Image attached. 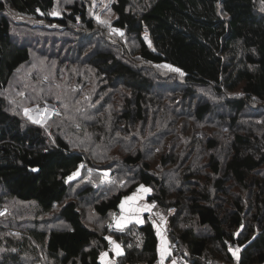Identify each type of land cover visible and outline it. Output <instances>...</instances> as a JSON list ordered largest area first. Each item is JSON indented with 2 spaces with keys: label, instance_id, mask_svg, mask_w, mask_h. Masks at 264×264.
I'll list each match as a JSON object with an SVG mask.
<instances>
[{
  "label": "trees",
  "instance_id": "1",
  "mask_svg": "<svg viewBox=\"0 0 264 264\" xmlns=\"http://www.w3.org/2000/svg\"><path fill=\"white\" fill-rule=\"evenodd\" d=\"M129 3L113 0L111 25L133 38L135 60L118 52L119 45L92 43L99 31L83 3L55 15V0H0V93L15 83L37 41L45 51L56 46L58 56L66 43L70 59L92 70L80 79L63 69L64 78H75L86 90L69 93L76 104L61 107L42 126L10 113L0 94V209L14 199L34 203L50 217L20 228L24 235L15 237L14 219L5 209L0 264L18 261L13 248L33 250L35 257L41 251L48 264H101L109 237L123 249L117 264H153L152 220L165 223L168 239L177 245L174 253L189 264H264V0H145L139 13L130 11ZM13 16L34 22L18 29ZM34 25L60 34L37 36ZM142 64L169 66L180 77L150 76ZM207 86L228 95L227 114H218L227 129V152L221 159L213 155V137L199 143L210 151L205 156L191 150L194 156L178 159L172 126L181 116L171 119L167 107L152 100L175 98L174 92L191 98L196 87ZM150 103L158 106L151 117ZM211 110L210 102L196 101L191 114L203 121ZM58 122L63 129L54 128L62 127ZM168 146L152 155L154 148ZM104 170L111 172V182L101 181ZM142 187L153 201L143 222L111 228L120 202ZM84 210L93 213L87 214L89 222Z\"/></svg>",
  "mask_w": 264,
  "mask_h": 264
},
{
  "label": "rangeland",
  "instance_id": "2",
  "mask_svg": "<svg viewBox=\"0 0 264 264\" xmlns=\"http://www.w3.org/2000/svg\"><path fill=\"white\" fill-rule=\"evenodd\" d=\"M76 2L80 4L83 3L87 8L88 16L95 20L96 28L98 29L99 33H96V37L93 39L94 42L92 43L94 45L97 44L99 48L104 46H109L112 48L113 46L119 45V48L117 49L118 52H121L126 58L135 60L136 55L130 53L135 50V42L133 38L127 37L123 31L117 30L111 25V20L114 18V14L112 13L110 5L113 0H55V7L52 13L57 15L62 10L66 9L68 5ZM144 3L145 0H130L129 10L133 11L134 13H139ZM12 19L15 23H17L15 28L18 29H23L22 25L20 28V24L25 23L26 21L29 23L33 21L27 20L25 18L19 19L15 16H13ZM33 33L40 37L43 35L49 37H58V35H54V33L60 34L59 32H55L50 28L41 30V27L38 25H34ZM49 37L48 40H51ZM65 41L57 42L59 44L56 43V45L59 47ZM46 43L50 44L48 42ZM42 45L44 44H41L38 41L32 44L30 61L20 68L18 76L15 78V83L10 82L9 85L5 87L0 93L5 100L6 108L10 113L20 115L28 121L40 126L44 125L54 113L58 112L61 107L71 105L73 96L69 95V93L77 95L79 90L82 92L86 90V86L80 89L82 85L79 82L76 83L75 78H70V80L69 78H64L62 74L63 69L66 67L68 70L69 67L72 70V74H77L80 79H84V70L88 68L86 67V63H81L78 58L70 59L68 54L63 51V49L66 48V43L63 44L62 49L58 51L60 54L59 56L58 54L54 53L53 50V47L56 46L53 45V47H51L48 51H45V48ZM142 66L146 68V72L150 76H154L156 78L167 76V79L171 80L173 77L176 78V74L178 75V78L180 77L177 71L166 65L142 64ZM88 70H91V68L89 67ZM60 73L62 74L61 77L59 76ZM90 81V85H93V81L91 79ZM164 82L166 81H163V83ZM172 95H175L176 97L170 98L171 95H161V97L152 101H160L164 108L167 107L168 116L171 119L176 116V113L181 116L178 122L176 118H174L175 120L173 121L175 125L172 126V136H176V156L178 159L194 156L189 154V151L191 150L194 151L195 154H198L197 151H199V155L205 156L206 153L210 151L206 149L203 151L200 148L199 143L202 141L206 142V139L213 137H215L217 140V146L215 149L211 150V152H213V155L216 158L220 155V159L223 158L224 153H226L228 149L227 138L225 135L227 133V129L225 126H223V123L219 121L218 114H221L222 112L227 114V108L224 104V100L228 98V95H216L213 93V90L210 86L196 87L194 89V95L191 96L193 99L190 97L181 99V93L179 92H174ZM234 96H238V93H235ZM196 101L210 102L212 104L213 111L211 110V115H205L203 117V121L194 120L191 114V109L195 106ZM73 104H76V98L73 100ZM175 104L176 106H172ZM253 104L258 106L256 103ZM149 105L150 110L147 111V115L151 117L152 113L155 111V109H157L158 106L156 107V105L152 103ZM189 106L192 108L190 109ZM57 125L62 126L61 122H58ZM54 128L63 129L64 126ZM70 136L71 134H69V137ZM167 151H169V146L168 149L166 148L164 151L160 150V148L159 150L154 148L152 155L155 156V153L158 154L160 152L163 153ZM195 156L198 159L201 157L197 155ZM153 162L157 163L155 157H153ZM183 163L185 164L186 161L184 160ZM167 166H169V164H167ZM179 169L180 168H178V165L176 164L177 181H179V176H181V170ZM110 173L111 172L108 170L101 172V174H107L104 175V177L112 178ZM77 174L78 173H75L71 176V178H76ZM87 176L88 175H86V177ZM95 177L96 174L93 173V175L89 176L88 181H91L90 179H95ZM103 182L111 181L105 180ZM117 182L122 183L118 180ZM88 205L89 204L85 203V206ZM149 205L152 206V204ZM4 206L6 207L5 209H7V212L12 216V219H14L11 227H14L16 230V232L14 231L16 233L14 234L15 237H22L24 235V233L20 231L21 229L25 230L26 228H33L34 223L36 224L38 221H44L45 219L50 218L40 214L37 211L34 203H22L13 199L7 200ZM88 213L89 212L87 210H84L83 212V217L86 222L90 221V218L87 215ZM91 214L93 215V213L90 212L89 215L91 216ZM115 218L116 216L114 214L113 220L110 223L111 228H114L113 224L115 222ZM93 222L94 221L91 220V223ZM162 222L153 220L154 227H159V229H162V231L166 233L165 223L162 224ZM48 224L54 226L55 222H48ZM97 225H100V223ZM28 243L31 247H34V243L32 241H28ZM169 243L174 244V247L170 249V252H172L176 262L179 263L177 261L178 256L183 258L184 263L187 262L183 256L177 252V254L174 253V249H177L176 243L172 241ZM2 250L3 249L0 248V253ZM236 251L231 250L233 253ZM11 252L19 254L18 261L15 262V264H33L34 260H37V263L39 264H48L46 262L47 259L44 260L45 256L41 251L38 253L36 252V257L33 256V250L21 251L19 253L17 248H13Z\"/></svg>",
  "mask_w": 264,
  "mask_h": 264
},
{
  "label": "crops",
  "instance_id": "3",
  "mask_svg": "<svg viewBox=\"0 0 264 264\" xmlns=\"http://www.w3.org/2000/svg\"><path fill=\"white\" fill-rule=\"evenodd\" d=\"M143 189H148V191H143ZM149 194V188L142 187L136 189L130 195L126 196L118 207L116 212L115 222L113 226L115 228H123L129 224H141L143 222V215L150 211L149 201L147 202V195ZM128 197H134V199L129 200ZM147 202V203H146ZM121 204L124 205V208H121ZM140 221V222H138ZM153 221V220H152ZM123 225L122 227H117V224ZM157 235V244H156V259L153 261V264H179L176 262L172 252L168 247L170 242L166 233L155 227ZM119 253V254H118ZM123 253V249L120 243L109 238V249L100 253L99 260L101 264H116V257L120 256ZM183 264H189L185 262Z\"/></svg>",
  "mask_w": 264,
  "mask_h": 264
},
{
  "label": "built area",
  "instance_id": "4",
  "mask_svg": "<svg viewBox=\"0 0 264 264\" xmlns=\"http://www.w3.org/2000/svg\"><path fill=\"white\" fill-rule=\"evenodd\" d=\"M111 179L112 178H110V177H104L103 176V178H102V181H111ZM153 203V201L152 200H150L149 201V204H152ZM5 213V209L4 208H2V209H0V216H2L3 214ZM150 219H152V216H150ZM12 232L14 233V231L12 230ZM227 245L229 246V248H230V250H232V251H236L237 250V246L235 245V244H233V243H227ZM168 247H169V249H172L173 247H174V244H172V243H169L168 244ZM172 251V250H171ZM177 261L179 262V264H182V263H184L183 261V258L182 257H180V256H178L177 257ZM117 264V263H116ZM143 264H146V263H143Z\"/></svg>",
  "mask_w": 264,
  "mask_h": 264
},
{
  "label": "snow or ice",
  "instance_id": "5",
  "mask_svg": "<svg viewBox=\"0 0 264 264\" xmlns=\"http://www.w3.org/2000/svg\"><path fill=\"white\" fill-rule=\"evenodd\" d=\"M71 179V178H70ZM143 191H148V189H143ZM127 199H129V200H132V199H134V197H128ZM121 208L123 209L124 208V205L123 204H121ZM138 222H140V221H138ZM123 225H121V224H117V227H122ZM119 254V253H118Z\"/></svg>",
  "mask_w": 264,
  "mask_h": 264
}]
</instances>
